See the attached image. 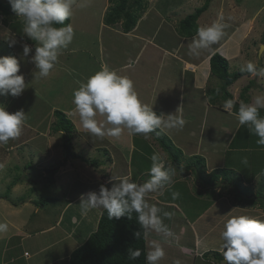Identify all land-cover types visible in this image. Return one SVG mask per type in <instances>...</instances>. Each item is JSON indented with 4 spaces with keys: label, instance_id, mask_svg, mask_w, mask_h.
I'll return each instance as SVG.
<instances>
[{
    "label": "rangeland",
    "instance_id": "rangeland-1",
    "mask_svg": "<svg viewBox=\"0 0 264 264\" xmlns=\"http://www.w3.org/2000/svg\"><path fill=\"white\" fill-rule=\"evenodd\" d=\"M1 1L9 4L8 0ZM148 1L150 2V0ZM205 1L161 0L158 6L161 7V11H164L170 4L167 21L172 23L176 19L180 21L185 15L193 12L196 7L204 4ZM109 3V0H75L73 15L70 19L75 32L74 39L68 49L63 50L58 63L48 77H40L39 70L31 60V57L35 55L37 42L23 33V20L18 18L15 12L8 13L6 17L0 13V33L7 32L17 41L15 46L10 47L3 35H0V56H15L20 60V73L24 75L27 86L20 96L0 95V104H3L10 113L23 109L27 116L21 136L15 140H9L7 144L0 145V164L4 165V169L0 170V223L6 222L9 226L6 232L0 233V264H67L65 260H62L64 253H68L84 243L97 226L98 221L95 219L90 222L85 221L84 225L86 227L68 226V223L71 224L70 214L80 210L77 205H73L67 211L64 217L65 220L57 226L58 219L59 223L62 219L64 205L70 198L72 199L73 196L78 195L72 189L76 190L78 188L76 186L74 188L70 187L73 182L71 180L67 181L69 178L71 179L72 173L67 172L65 175H59L60 172L55 168L69 161L70 164L83 171H93L95 169L97 172L105 173L106 170H109L111 161L116 162L117 159L120 164L121 160L118 156H113L112 160H109L110 154H106L105 150L100 149V143L94 145L97 140L94 138L90 141L91 137L87 138L93 144L91 147L75 138L74 141L72 140L74 146L72 151L74 153L66 155L64 150L62 157L59 158L60 151L56 150V146L63 141L62 133L53 129V132H51L50 128L53 127V122L56 120V116L53 120L52 108L57 107L66 112L73 104V92L79 87L80 82H87V79L99 71L103 65V61L101 63L99 61L101 57L99 42L102 39L104 40L109 33V30H104L102 27L104 25L102 18L105 7H108ZM81 4L84 6H81ZM176 5H180V8H175L176 10L174 9L171 12V8ZM220 16L224 17L223 22L228 25L225 28L227 32L229 26H234V23L239 25L247 21L252 26L249 39H246L249 41H246L243 47L244 49L250 47L248 53L238 59H233L230 71L235 72L237 69L244 67L247 62L251 61L252 56L256 60L259 59V62L264 65V0H212L209 9L200 19V24L204 26L206 22L214 23ZM4 17L5 19H3ZM25 44L32 49L28 57L23 56V46ZM104 46L105 50L108 51L109 42H106ZM106 54L107 52H105ZM245 58L250 60L248 59L245 62ZM113 62L114 60H110L107 64L113 66ZM147 73H150V70ZM259 76L263 78L244 75L234 82L236 85L234 89L238 88L237 99H234L238 104L235 105L234 109L239 110V102L242 101L240 93L252 80L253 84L247 90V94H252L253 98L258 94H264V75ZM171 88L173 89V85H171ZM148 92H146L147 98L148 95L151 97V93L148 94ZM148 101L150 102L149 98ZM220 114L223 118L227 117L222 113ZM74 129L73 134L75 136L78 134L75 125ZM49 133L54 134V140L44 139L43 135ZM85 134L88 136V133ZM209 135H211V132L207 133L205 143L208 141ZM26 139L28 140L25 141ZM257 139L255 136L251 140V145L264 151V146L256 143ZM21 140L26 143L20 145ZM138 142L139 139L135 143L138 144ZM195 143H197L196 139ZM11 146H13V150H9ZM143 146H149V143ZM50 148H54L57 152L58 157L53 161L56 164L53 163L46 170H43L44 167L42 168L40 164L45 163L44 153L48 150L53 151ZM159 151L163 158L167 160L166 163L171 164L168 152L164 150L165 153H163L160 149ZM60 159L61 161L58 162ZM93 159H97L104 166L101 171L95 168L96 166L91 162ZM188 160H190V157H187ZM253 162L250 161L249 164L240 166L235 170L236 173L234 170L230 172L225 169L226 172L228 171L225 173L227 177L224 181L218 180V182L221 181L220 191L223 195L219 200V206L214 203L218 199L215 198L216 191H211L214 189L206 187L199 180L196 172L191 169L181 171L175 163L171 164L175 170L177 169V175L175 173L174 177H183L185 173H190L191 178L175 182V186L171 185L170 188H165L166 198L167 200L173 199L172 192L180 194L177 200L183 205L180 214L184 218L188 216L193 219L192 217L202 213L205 214V217L209 216V221L206 223L207 225L203 226L202 231L209 230L210 236L207 241L211 239L213 242L207 245L206 249L219 251L220 245L223 243L221 232L224 230L226 221L232 216L238 215V212H242L244 209L237 208L236 210L233 209L236 213H228L231 210L228 208L229 203L236 204L234 207L238 205V207H248L254 210L260 208L259 216L264 219V156L256 157L255 164ZM149 163L148 161L144 165L149 167ZM180 168L182 167L180 166ZM225 171L223 170V172ZM215 172H218V170H215ZM137 176L135 170V179ZM211 176L213 175L205 174L206 178ZM219 178H224V173H221ZM148 179H150L149 172L144 175L143 180ZM50 182L54 186H49ZM6 193H9V199L6 197ZM252 193L254 194L253 197H251ZM56 194L58 196L62 195L59 201L55 198ZM21 199L23 200L21 201ZM13 201H16L17 205H14ZM148 203L150 204V200ZM212 204L217 210L221 211L212 214ZM208 207L210 209L207 211ZM171 211L169 209L170 213ZM175 211L173 209L172 212L175 213ZM79 213L80 216H83L81 211ZM251 214L255 217L256 213L252 212ZM190 219L186 218L188 221L185 224L186 234L181 236L178 227L180 223L175 222L172 217L166 220V225L173 226L175 233L174 238L161 242L166 255L159 264H174L176 259H180L182 264H217L212 255H199V251L194 255L181 249L179 239L184 245L194 243ZM80 225H83V223ZM153 243L155 242H153L152 233H150L147 239L148 251L151 250ZM191 246H187V250L191 251ZM219 263L224 264V262Z\"/></svg>",
    "mask_w": 264,
    "mask_h": 264
},
{
    "label": "crops",
    "instance_id": "crops-1",
    "mask_svg": "<svg viewBox=\"0 0 264 264\" xmlns=\"http://www.w3.org/2000/svg\"><path fill=\"white\" fill-rule=\"evenodd\" d=\"M160 1L161 0H150L151 3L148 9L138 20L136 27L130 32H123L120 27L109 26L103 22V29L109 30V33L104 40L102 39L99 42V52L101 53L99 59L100 63L103 61L104 66L132 79L135 90L139 96H142L140 98L149 106H152L155 112L164 115L174 114L182 116L185 120V125L182 129H170L167 127H161V129L175 146L183 152V158L181 159L183 167H185L184 164L186 163V158L195 155L204 157L207 172L215 170H218L219 172L223 169H232L236 173L235 170L237 168L246 165L243 163L245 158H247V164H249L250 161H254L253 164H255L256 157L264 156V151L251 145V140L255 135L250 133L247 125L241 126L239 124L237 118L238 109L233 108L229 113L223 108L225 102L223 98L217 99V104H219L217 106L209 101L206 94V91L209 88H216L223 85L221 79L216 78L211 74V55L216 51L220 52L229 60V65L231 66V61L233 59H238L245 53H248L250 47H247V49H244L243 47L246 41H249L246 39H249L250 32L252 31L251 24H248L247 21L242 22L239 25L234 23V26H229L228 32L224 30V35L217 43L211 45L207 49L201 50L199 56H193L189 54V45L196 35L191 37L181 36L176 29L178 20L176 19V21L172 23L167 21V12L169 11L168 7L170 4L164 11H161V7L158 6ZM180 5L171 8V12L175 8L179 9ZM202 17L203 15L198 20L200 27H206L212 24V22H206V24L202 26L200 24V19ZM106 42H109L108 51L105 50L104 46ZM105 52H107L106 55ZM248 59L249 58H245V62H247ZM110 60H114L113 66L107 64ZM251 61L257 66H261L260 68L264 67V65L261 64L262 62H259V59L256 60L253 56ZM148 70H150V73H147ZM251 76L252 75L248 77ZM252 77L255 78V76ZM256 77L263 78L259 75ZM171 85H173V89L171 88ZM234 87H236L235 83L230 86L229 90L236 100L238 88L234 89ZM148 91L151 93V97L148 95L150 102L146 96V92ZM250 95L251 103L253 97L252 94ZM166 106L168 107L166 108ZM52 109L54 120V111L57 109L59 110V108L53 107ZM65 113L76 126V132L78 134L75 135L73 141L76 138L83 141L88 147H91L93 144L90 141L95 138L97 142L94 143V145L100 143V149L103 151L105 150L106 154H110L108 159L112 160L113 156H118L121 163L119 164L117 159L116 162L111 161L110 168L109 170H106L105 173L97 172L95 169L93 171H83L80 168L75 167L73 164H70L69 161L62 163L60 167L55 168L60 172L59 175H65L67 172L72 173L71 179L69 178L67 181L71 180V182H73L70 187L72 186L74 188L76 186L78 188L76 190L72 189L78 195L73 196L71 194L73 198H70L66 205H64L62 219L60 223L58 219L57 226L62 224L65 220V214L73 205H77L80 208L79 203L81 202L80 196L82 193H87L89 191L99 192L101 185L110 189L112 183H115H109V178L112 175L120 177L127 176L130 180L143 183L145 182L143 180L144 175L149 172L152 164L151 156L155 152H158L161 155L159 149L165 153L160 147L158 141L150 135L149 137L147 136V138L143 135H139V138H136V140L139 139V142L136 144L134 135L130 134L127 129H123L121 136L118 138L110 136L98 137L92 135L88 130L83 128L79 115L75 113L74 103ZM220 113L227 117L223 118ZM260 116L264 117V109L260 110ZM97 119L100 120L103 119V117H97ZM50 130L53 132L52 126ZM208 132H211V135L208 136V141L205 143L204 140L207 138ZM85 133H88V136ZM53 135L54 134L49 133L44 134L43 137L45 140L52 141L54 140ZM89 137H91L90 141L87 139ZM195 139L197 143H195ZM27 140L28 139L25 141ZM25 143L26 142L22 140L20 141V145ZM147 143H149V146H143ZM56 147V150L60 151V155L58 156L61 158L62 152L64 151L62 142L58 143ZM13 149V146L9 147V150ZM50 149L53 151L48 150V152H45V163L40 164L42 168L44 167L43 170H46L48 166H51L54 163L53 161L58 157L56 150L54 148ZM60 161L61 159L58 160V162ZM148 161L150 162L149 167H146L144 164L148 163ZM165 161L167 162V160ZM91 167L93 168V166ZM103 167L104 166L99 162L95 168L101 171ZM135 170L138 174L136 179ZM185 170L186 168H181V171ZM78 172L80 174H77ZM175 173L177 175V169ZM43 174H45V172H43ZM189 178H191L190 173H185L183 177L176 176L173 178L172 186L176 185L175 182ZM56 179L58 180L59 177ZM224 180L225 178H222V181ZM49 186H54V184L51 183ZM81 189L83 190L82 193ZM220 190L221 186L217 187L215 190V198H218L216 200L217 202L213 199L214 203L218 206L219 200L223 196L221 193L222 191ZM166 196L167 193L163 190V193H150L147 196V200H150V205H155L162 210L161 215L163 212H169V209L172 211L175 209V213L171 211L173 214L172 219L175 222L178 221L180 223V225H178L181 232L180 236L184 235L186 234L185 224L188 222L186 218L190 219V217L186 216L184 218V216L180 214V209L183 205L177 199H172L170 197L171 199L167 200ZM60 197H62L61 194L60 196L57 194L55 196L58 201ZM213 205L214 204L211 205L212 214L219 213L221 210H217ZM234 205L236 204L229 203L228 208L231 210L228 211V213H236L235 210L237 208H244L242 212H238V215L252 216L251 213L254 212L256 213L255 217L261 218V216H259L261 212L259 207L258 210H254L248 207H238V205L234 207ZM102 209L103 208L93 209L87 216H80V210L73 212L69 216L71 224L67 222L68 226L72 227L79 225L86 227V225H84L85 221L90 222L94 219L99 221ZM208 209H210V207L207 208V211ZM204 217L205 214L202 213L196 217H192L193 219H190L191 230L193 231L192 236L194 238L193 244L184 245L179 239V243L182 246L181 249L188 251L189 254L196 255L197 251H199V255L205 256L204 254L209 251H216L213 249H206L207 245L213 241L211 239L207 241V238L210 236L209 230L202 231L203 226L207 225L206 223L209 221V216ZM167 219L168 218H163L164 223ZM81 223H83V225H80ZM168 227L173 233H175V228L173 226L170 225ZM150 233H152L153 242L161 244V242L166 241L162 234L155 231H150L149 234ZM190 245H192L190 247L191 251L187 250V246ZM74 249H72V251ZM72 251L64 253L65 255L62 256V260L66 261ZM217 264L221 263L217 262Z\"/></svg>",
    "mask_w": 264,
    "mask_h": 264
},
{
    "label": "clouds",
    "instance_id": "clouds-1",
    "mask_svg": "<svg viewBox=\"0 0 264 264\" xmlns=\"http://www.w3.org/2000/svg\"><path fill=\"white\" fill-rule=\"evenodd\" d=\"M8 2L13 12L24 22L23 33L37 42L35 55L31 60L39 70L40 77H48L63 50L68 49L74 39L73 26L71 23L65 24V21L73 15L75 0H8ZM223 21L224 17L220 16L211 25L198 28L196 37L189 45V54L199 56L201 50L217 43L228 26ZM0 35H3L10 47L17 43L7 32ZM31 51L29 45L23 46L24 57H28ZM20 69L21 64L17 57L0 56V95L20 96L23 93L27 86ZM240 70L252 76L264 75V68H258L251 61ZM73 97L75 113L79 115L83 128L94 136L118 138L122 130L127 129L130 134L143 135L147 138L150 133L161 127L182 129L185 125V120L180 115H157L153 107L140 98L132 79L104 65L91 75L86 83H81L74 90ZM234 103L232 99L226 100L223 104L224 110L230 113ZM261 109H264V94L256 95L251 103L240 101L237 118L241 126L247 125L250 133L258 137L256 143L264 146V117L260 116ZM97 117L103 119L98 120ZM26 120L27 116L23 109L10 113L3 104H0V145L19 138ZM182 158L183 152L180 159ZM190 158L193 159L194 156ZM151 161L150 179L143 183L130 180L127 176L112 175L109 183H115H112L110 189L101 185L99 192L82 193L79 203L81 214L87 216L91 210L103 208L109 219H119L125 214L131 219L135 213L142 229L134 233L137 239L142 237L146 239L150 231L162 234L166 241L174 238V233L163 220L171 219L173 214L163 212L161 215L162 210L150 205L147 196L150 193H163L165 188H170L176 170L171 164H167L159 153H154ZM187 162L186 158L184 165ZM243 163L247 164V158ZM177 166L178 169H181L180 166L188 169L183 167L182 163ZM3 169L4 165L0 164V170ZM189 169L196 172L199 180L210 189L213 188L211 185L218 183L217 181L212 184L203 179L196 165H191ZM212 172L214 171L207 172L205 164V174L210 175ZM218 180L222 181V178ZM213 189L212 191L216 190ZM179 195L178 192H172L173 199H177ZM8 227L6 222L0 223V233L6 232ZM221 239L223 243L217 252L223 254L224 264H264V219L248 215L232 216L224 225ZM141 254L140 249H129L130 260H136ZM165 255L161 244L153 243L151 250L146 253V262L159 264ZM174 264H182V261L176 259Z\"/></svg>",
    "mask_w": 264,
    "mask_h": 264
},
{
    "label": "trees",
    "instance_id": "trees-1",
    "mask_svg": "<svg viewBox=\"0 0 264 264\" xmlns=\"http://www.w3.org/2000/svg\"><path fill=\"white\" fill-rule=\"evenodd\" d=\"M110 3L105 10L103 21L106 25L120 27L123 32L132 31L141 16L148 9L150 2L148 0H109ZM241 1V0H239ZM212 0H206L204 4L195 8L191 13L185 15L176 25V29L181 36L191 37L197 34V29L200 28L198 20L209 9ZM13 12L10 4L4 3L0 0V13L6 17L8 13ZM5 17L3 19H5ZM70 19L65 21V24L70 23ZM61 27L62 25H56ZM211 74L223 81V85L216 88H209L206 91L209 101L214 105L217 104V99L223 98L225 101L234 100L233 94L230 92L229 87L241 76L251 75L249 73L241 72V68L235 72L230 71L229 60L220 52H214L211 55ZM258 67V66H257ZM253 84V80L249 85L245 86L240 93L241 99L245 103H250L251 95L247 94V90ZM234 108L236 101L234 100ZM55 122H53L52 129L54 131H61L64 150L67 155L74 153L72 140L75 137L73 134L74 124L68 118L66 113L62 110H55ZM157 115H161L156 112ZM75 132V131H74ZM152 137L168 152L172 165L176 162L181 165L182 151L174 145L170 138L162 131L156 129L150 133ZM74 136V137H73ZM139 135H134L135 141ZM188 160L185 167L188 169L191 165H196L200 175L209 183H216L219 175L224 173V178L227 177L225 169L219 172H212L210 178L205 177V159L201 156H194ZM110 160V159H109ZM93 165H98V160H91ZM230 172L232 169H228ZM210 174V175H211ZM219 174V175H218ZM231 181V180H230ZM212 191V190H211ZM258 194V193H257ZM254 194H251L253 197ZM9 199V193H6ZM264 199V198H263ZM23 199H21L22 201ZM17 205L16 201H13ZM142 231L140 224L134 213L132 218L129 219L127 214L119 219H109L106 210L102 209L97 228L89 235L87 240L80 246L75 248L65 261L67 264H147L146 253L148 251L147 238L137 239L134 235L135 232ZM129 249H140L141 256L136 260L129 259ZM204 255H212L217 262H222L224 257L221 252L209 251Z\"/></svg>",
    "mask_w": 264,
    "mask_h": 264
},
{
    "label": "water",
    "instance_id": "water-1",
    "mask_svg": "<svg viewBox=\"0 0 264 264\" xmlns=\"http://www.w3.org/2000/svg\"><path fill=\"white\" fill-rule=\"evenodd\" d=\"M176 164V163H175ZM176 167H178L177 166V164H176ZM213 188H217V187H220L221 186V182H218V183H216V184H214V185H211Z\"/></svg>",
    "mask_w": 264,
    "mask_h": 264
},
{
    "label": "bare ground",
    "instance_id": "bare-ground-1",
    "mask_svg": "<svg viewBox=\"0 0 264 264\" xmlns=\"http://www.w3.org/2000/svg\"><path fill=\"white\" fill-rule=\"evenodd\" d=\"M222 187V186H221Z\"/></svg>",
    "mask_w": 264,
    "mask_h": 264
}]
</instances>
